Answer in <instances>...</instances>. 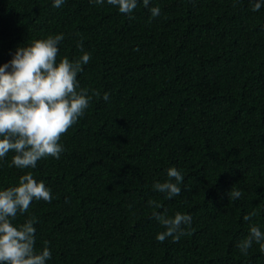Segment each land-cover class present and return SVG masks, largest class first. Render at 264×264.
<instances>
[{
  "label": "trees",
  "instance_id": "obj_1",
  "mask_svg": "<svg viewBox=\"0 0 264 264\" xmlns=\"http://www.w3.org/2000/svg\"><path fill=\"white\" fill-rule=\"evenodd\" d=\"M254 2L138 0L130 19L106 0H0V65L59 34L57 62L91 54L77 78L92 99L60 158L35 169L11 166L12 152L0 159V190L31 172L51 191L13 221L35 218L47 264H264L259 244L238 248L252 226L264 232V6ZM170 167L184 176L171 199L153 187ZM154 212L190 215V234L157 241L166 228Z\"/></svg>",
  "mask_w": 264,
  "mask_h": 264
},
{
  "label": "clouds",
  "instance_id": "obj_2",
  "mask_svg": "<svg viewBox=\"0 0 264 264\" xmlns=\"http://www.w3.org/2000/svg\"><path fill=\"white\" fill-rule=\"evenodd\" d=\"M90 2L103 5L105 0ZM106 2L131 19L138 0ZM64 3L65 0H53V7L60 8ZM142 3L148 7L150 0H142ZM262 6L264 0H255L252 11H259ZM150 11L152 17H157L161 10L153 7ZM63 39L59 34L18 47L12 59L0 65V159L14 153L11 166L18 169H35L37 163L47 157L59 159L65 150L60 143L61 137L84 115L92 99L89 90L80 88L77 78L83 71L82 65L90 62L91 54L83 52L82 44L78 43L83 52L78 60L70 61L64 57L57 62L58 45ZM92 95L99 96L100 93L93 91ZM102 98L107 101L109 94L104 93ZM167 177L168 180L153 187L166 193L169 199L179 196L184 176L175 167H170ZM241 195L239 190L230 193L232 199ZM34 200L51 203L52 194L43 181L34 179L31 172L20 176L17 186L0 190V264H47L51 259V250L47 246L42 251L36 250L34 223L37 221L34 217L19 226L13 224L18 215L28 212ZM149 204L161 207L154 201ZM255 215L257 213L252 212L243 219L248 221ZM153 216L166 228L157 234L159 242H164L167 237L179 242L181 236L190 234L184 227L190 229V215L176 213L169 218L154 212ZM262 241L264 232L252 226L238 248L246 255L255 242L264 251Z\"/></svg>",
  "mask_w": 264,
  "mask_h": 264
}]
</instances>
